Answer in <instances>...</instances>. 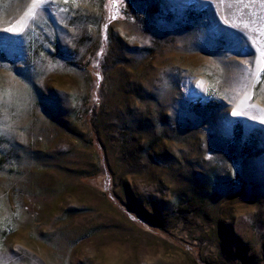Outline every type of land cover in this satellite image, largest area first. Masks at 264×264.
I'll use <instances>...</instances> for the list:
<instances>
[{
    "label": "rangeland",
    "instance_id": "1",
    "mask_svg": "<svg viewBox=\"0 0 264 264\" xmlns=\"http://www.w3.org/2000/svg\"><path fill=\"white\" fill-rule=\"evenodd\" d=\"M0 264H264V0H0Z\"/></svg>",
    "mask_w": 264,
    "mask_h": 264
},
{
    "label": "snow or ice",
    "instance_id": "2",
    "mask_svg": "<svg viewBox=\"0 0 264 264\" xmlns=\"http://www.w3.org/2000/svg\"><path fill=\"white\" fill-rule=\"evenodd\" d=\"M45 2H48V0H45ZM113 19H115V17H113ZM236 114H238V113H234V115H236Z\"/></svg>",
    "mask_w": 264,
    "mask_h": 264
},
{
    "label": "trees",
    "instance_id": "3",
    "mask_svg": "<svg viewBox=\"0 0 264 264\" xmlns=\"http://www.w3.org/2000/svg\"><path fill=\"white\" fill-rule=\"evenodd\" d=\"M235 131H238L237 128H235ZM245 151H248V149H246Z\"/></svg>",
    "mask_w": 264,
    "mask_h": 264
}]
</instances>
